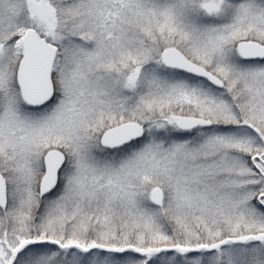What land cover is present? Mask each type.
Returning <instances> with one entry per match:
<instances>
[{"label": "snow or ice", "instance_id": "snow-or-ice-1", "mask_svg": "<svg viewBox=\"0 0 264 264\" xmlns=\"http://www.w3.org/2000/svg\"><path fill=\"white\" fill-rule=\"evenodd\" d=\"M0 264H264V0H0Z\"/></svg>", "mask_w": 264, "mask_h": 264}]
</instances>
